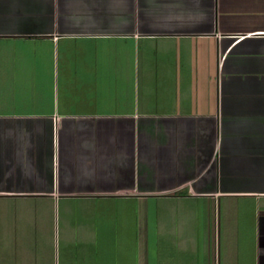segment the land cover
Here are the masks:
<instances>
[{
  "label": "crops",
  "instance_id": "0c3cea01",
  "mask_svg": "<svg viewBox=\"0 0 264 264\" xmlns=\"http://www.w3.org/2000/svg\"><path fill=\"white\" fill-rule=\"evenodd\" d=\"M0 264H264V0H0Z\"/></svg>",
  "mask_w": 264,
  "mask_h": 264
}]
</instances>
